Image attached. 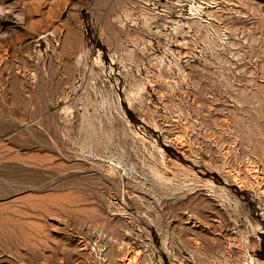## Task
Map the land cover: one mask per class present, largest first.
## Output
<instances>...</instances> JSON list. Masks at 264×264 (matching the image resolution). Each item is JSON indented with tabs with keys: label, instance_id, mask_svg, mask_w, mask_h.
Masks as SVG:
<instances>
[{
	"label": "rangeland",
	"instance_id": "obj_1",
	"mask_svg": "<svg viewBox=\"0 0 264 264\" xmlns=\"http://www.w3.org/2000/svg\"><path fill=\"white\" fill-rule=\"evenodd\" d=\"M0 264H264V0H0Z\"/></svg>",
	"mask_w": 264,
	"mask_h": 264
},
{
	"label": "bare ground",
	"instance_id": "obj_2",
	"mask_svg": "<svg viewBox=\"0 0 264 264\" xmlns=\"http://www.w3.org/2000/svg\"><path fill=\"white\" fill-rule=\"evenodd\" d=\"M191 4H192V3H191ZM192 6H193V4H192ZM190 7H191V6H190ZM198 7L201 8V7H200V4L198 5ZM192 8H193V7H192ZM192 8H191V9H192ZM196 8H197V7H196ZM199 8H197V9H199ZM193 10H194V9H193ZM190 11H191V10H190ZM191 12H192V11H191ZM98 59H99V58H98ZM94 61H95V60H94ZM99 63H100V62H99ZM99 63H98V64H99ZM65 107H66V106H65ZM62 108H63V107H62ZM69 108H70V107H69ZM65 109H66V108H65ZM62 110H64V108H63ZM70 110H71V109H70ZM64 111H66V110H64ZM159 150H160V149H159ZM246 235H247V234H246ZM241 238H242V237H241ZM244 247H245V246H244ZM246 253H247V251H246ZM251 255H252V254H251ZM251 257H252V256H251ZM252 258H253V257H252ZM254 259H255V258H254ZM254 259H253V260H254ZM250 261H251V260H250ZM245 262H246V261H245ZM245 262H244V263H245ZM246 263H247V262H246Z\"/></svg>",
	"mask_w": 264,
	"mask_h": 264
}]
</instances>
